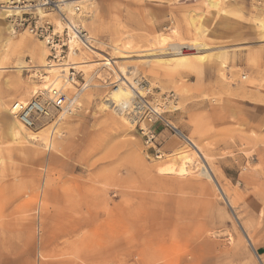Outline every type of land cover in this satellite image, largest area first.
<instances>
[{
    "label": "rangeland",
    "instance_id": "obj_1",
    "mask_svg": "<svg viewBox=\"0 0 264 264\" xmlns=\"http://www.w3.org/2000/svg\"><path fill=\"white\" fill-rule=\"evenodd\" d=\"M219 1L214 9L207 0H87L88 9L81 4L79 21L102 52L81 51L74 58L100 64L107 55L118 62L115 73L95 64L84 74L90 83L77 97V112L32 129L47 128V142L57 129L52 147L13 143L10 118L0 106V264H264V0ZM48 18L57 24L56 15ZM6 24L19 33L7 60ZM196 30L200 36L192 37ZM159 34L186 47L185 63L140 57L145 39ZM20 38L40 41L0 19V63L9 68L2 73L0 104L7 100L9 107L45 76L34 69ZM196 38L208 47L204 62L191 50ZM114 42L131 45L130 59L114 57ZM17 62L29 69L18 73ZM119 66L143 81L155 101H172L165 123L154 126L163 159L192 152L169 124L202 146L207 164L195 155L191 175L159 172L156 150L105 100L116 74L122 75ZM99 68V78L91 80ZM13 80L22 87L17 93L4 85Z\"/></svg>",
    "mask_w": 264,
    "mask_h": 264
},
{
    "label": "built area",
    "instance_id": "obj_2",
    "mask_svg": "<svg viewBox=\"0 0 264 264\" xmlns=\"http://www.w3.org/2000/svg\"><path fill=\"white\" fill-rule=\"evenodd\" d=\"M66 1L71 0H6L0 1V13L10 11L12 16L7 20L17 25L18 28H25L33 36L43 41L49 49V65H61L69 60L72 51L80 54L81 51L97 54L93 52L96 47L95 39L89 34L79 21L81 7L74 5L70 13L65 8ZM56 15L57 22L62 26L58 29L48 16ZM56 22V23H57ZM186 49V48H185ZM68 72L62 73L58 85L49 84V89L45 92L37 93L28 102L15 101L12 104L13 111L25 127L33 129L48 121L59 122L60 115L66 113L73 115L77 112V97L89 88L88 81L84 74L78 71L72 62H69ZM119 82L113 83L115 87ZM142 92L134 90L132 101L125 107L115 109L129 121L131 125L138 128L145 140L148 149L157 147V134L154 126L161 122L165 123L163 115L166 113L168 102H172L168 97L155 101L152 90L143 81H138ZM69 85L73 86L71 93ZM149 88V89H147ZM174 133L176 128L167 124ZM177 134V133H176ZM156 158L161 155L160 150H156Z\"/></svg>",
    "mask_w": 264,
    "mask_h": 264
},
{
    "label": "bare ground",
    "instance_id": "obj_3",
    "mask_svg": "<svg viewBox=\"0 0 264 264\" xmlns=\"http://www.w3.org/2000/svg\"><path fill=\"white\" fill-rule=\"evenodd\" d=\"M0 1H6V0H0ZM86 3H87V0L66 1L65 8L70 13L73 11V8L75 7L74 5L81 6V4H82L83 8L88 9L89 8V4L85 5ZM207 3H208V6L211 9L212 8L213 9L214 8H218L219 5H220V1L219 0H207ZM11 16H12V14L8 10L7 11H3L2 13H0V19L3 22H5ZM92 17H93V15H91V18ZM193 22H195V21H193ZM259 25L261 27L260 28L261 32L263 33L262 35H264V22H262ZM57 26H58V29L61 31L62 30V26H61V24L59 22H57ZM5 27H6L5 30L7 32V38L5 39V42H4L3 58L5 60H7L10 51L14 48L15 44L17 43V40H18V37H19V33L17 32V30L15 28V25H13V24H6ZM195 29L196 28H194V31H195ZM171 32H172V35H174V37L176 38V40L177 39L179 40V32L176 29H174ZM195 33H197L199 35L200 31L198 30L197 32H194V34ZM20 35H22V34H20ZM262 35H261V37H262ZM197 36L195 34V36H192V37H197ZM172 38L173 37H170V36L165 35V34H159L158 37L156 39H154V41H151L149 39H145V42H144L145 44L142 45L144 50H142L141 49V45L138 44L140 46V49L142 50V51L140 50L141 53H142L141 54L142 56L140 55V57L143 58V60H144V57L152 58V59H155L157 62L165 63L167 65H171L172 63L173 64H175V63H177V64L178 63H182V64L185 63L187 58H186V56H183V55H186L188 53L187 51H185L186 47H184L182 44H179V43H172V41H171V40H173ZM180 40H181V37H180ZM22 42H24L25 45L27 44L26 47L30 51L32 59L36 62V66L34 67V69L36 68L38 70L40 69V70L45 71V76H41L42 78H40V80H41L40 83L31 82V85L29 86L30 90H28L24 94H21V96L16 99V101H20V102H26V100H28L30 97H34L37 93L47 91L49 89V86H50L49 84L58 85L59 84L58 81H60V77L62 76V73H66L67 74V72H68V66H70L69 62H72L71 65H74V67L78 71L82 72L83 74H89L88 71L90 70L91 67H94L95 64L98 65V66L101 65L102 67H109L110 71L115 73L114 72L115 68L112 67V66L114 64L117 65V63H118V62H116V60L114 62V60L112 58L108 57L107 55H105V56L102 55L104 57V60H103V57H102V62H100V64H98V63L90 64L89 61L87 62L85 60L84 61L82 60L83 62H78V61H76L77 60L76 58L79 57V54L74 52V51H72V54L68 57L69 58L68 61L64 62L61 65H53V64L49 65L50 63L48 62V56L49 55H48V51H47V46L45 45V43L43 41L40 40L39 43L35 44V43H32L31 41L25 40L24 38H20V43H22ZM182 43H183V40H182ZM113 44H114V46H112L111 48L114 51L113 54L116 55V56H114V55L113 56L117 60L130 59L129 54H131V53L133 54V52L131 51L132 50L131 45L128 44L129 45L128 47L121 48L120 42H117V43L114 42ZM171 46H174L175 49H172ZM192 46H191L192 47L191 50L195 49L197 51L194 54V55H196L197 60H200V61L204 62L206 60V58H205V55L202 54V53H203L204 50H206L208 48L207 45L205 43H200L199 38H196V39L193 40ZM133 51H134V53L136 52L135 50H133ZM168 51L170 52V54L168 53ZM93 52H95V53H97V55H99V52H102V51L98 50V49H94ZM143 53H146V54L143 55ZM166 55H170L171 58L164 59L163 57L166 56ZM179 56H181L180 57L181 59L179 61H176V59L179 58ZM74 57H76V58H74ZM3 61H2V63H0V83H1V79H2V73H4L7 70H9V68H7L5 66V63ZM10 69H12V68H10ZM13 69H15L16 71H18V73H20V72H23L25 69H29V67H27V65H25V63H23V62H17L16 66ZM99 70H100V68L97 69L96 73H94L92 75L91 80L93 79L94 76H98V78H99V75H100L99 74ZM119 71L121 72L120 74H122V75H117L116 74V76L115 75L114 76L117 78V82H120V84L115 86L114 89L111 92V95L110 96L108 95L109 98L105 99L106 102L109 103V105H108L109 109H112V111L116 110L115 109L116 107H125V106H127V105H129L131 103L133 95H134V90L133 89H137L139 91L138 93H141L140 92L141 88L137 87L138 82L134 81L133 78L132 79L130 78L126 67L119 66ZM88 82H89V79H88ZM4 85L6 87H8L9 89H14L16 91L15 93H17L18 91L22 90V87H21V84H20L19 81H14V80L13 81H5ZM69 90H70L71 93L74 92L72 85L71 86L69 85ZM93 97H97V96L93 95ZM81 98H82V96L80 97V99ZM89 99H90V97H89ZM10 100L11 99H9V101ZM105 100H104V102H105ZM79 101L80 100L77 101V105L80 107L81 105H80ZM9 104H7V100H6L4 102L2 101L0 106L6 112V114H8V116L10 118V121H9L10 126L9 127H10V135H11V138L13 140V143L15 142V144H17V143L20 144V143H24L25 142V143H28V145L31 144L34 147H37V146L41 147V148L43 146L45 148L47 146L48 147H52V143H53V141L55 139L54 137L57 134V132H56L57 129H54L52 131V133L49 131L51 133V139L49 138V141L47 142L46 141L47 137H48V135H47L48 133H46L47 132V128H45V129H43L41 131L33 132L32 129L25 127L24 124L15 115V112L13 111L12 106L9 107ZM115 113H117V112H115ZM62 116L66 118V117L73 116V115H68L66 113H62L60 115L59 122L61 120H63V118H61ZM119 119H121V118H119ZM123 120H121V121H123ZM56 123H57V121H56ZM125 123H127V122H125ZM57 125H59V124H57ZM36 127H35V129H36ZM51 129H52V126H51ZM176 130H177V132H176L177 135L179 137H181L182 139H184V141L189 145V147H190L192 152L191 153L188 152V151L185 152V150H184V152H180V153H177V154H170V155L167 156L168 160H164L163 156H160L158 159H160L161 162H159L158 165H160V166L159 167L157 166V168H159V172L160 173L165 174V175H172L173 174V176H174L176 174L177 176L185 177V176H188L189 174L191 175L192 171L195 170V167L192 166L197 161L196 158H195V155L200 159V161H204L206 163V156H208V154L206 155V153L203 152L204 149L202 150V148H201L202 146H199L197 143H195L191 139V137L189 138V137L185 136L183 134L184 132L178 130L177 127H176ZM60 137H61V135H58V138H60ZM47 143H48V145H47ZM53 146H54V144H53ZM178 151H180V150H178ZM35 152H38V151H35ZM201 167H202L201 168L202 174L206 175L209 179L213 180L212 175L210 173L212 171H209V169H207V166H205V165H201ZM218 190H220V194L222 195V197H224L225 195H224L223 190H221V189H218ZM96 217H97V214L93 213L92 219H95ZM85 219H86V217H85ZM79 223H81L80 226H84V224L82 222H79ZM94 255H96V254H94Z\"/></svg>",
    "mask_w": 264,
    "mask_h": 264
},
{
    "label": "crops",
    "instance_id": "obj_4",
    "mask_svg": "<svg viewBox=\"0 0 264 264\" xmlns=\"http://www.w3.org/2000/svg\"><path fill=\"white\" fill-rule=\"evenodd\" d=\"M155 131H156V130H155ZM156 134H157V133H156ZM159 135H160V134H157V143H156L157 145H158V142H159V141H158V137H159ZM159 146H160V145H159ZM161 150H162V148L160 149V151H161Z\"/></svg>",
    "mask_w": 264,
    "mask_h": 264
}]
</instances>
